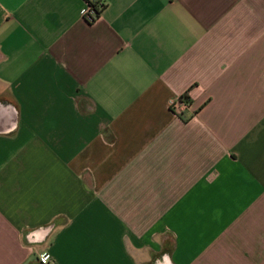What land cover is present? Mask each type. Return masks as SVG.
<instances>
[{"label":"crops","instance_id":"1","mask_svg":"<svg viewBox=\"0 0 264 264\" xmlns=\"http://www.w3.org/2000/svg\"><path fill=\"white\" fill-rule=\"evenodd\" d=\"M102 1L0 0V264H264V0Z\"/></svg>","mask_w":264,"mask_h":264},{"label":"built area","instance_id":"2","mask_svg":"<svg viewBox=\"0 0 264 264\" xmlns=\"http://www.w3.org/2000/svg\"><path fill=\"white\" fill-rule=\"evenodd\" d=\"M104 2L102 0H86L85 7L83 8V15L87 22H93L96 20L104 9ZM190 105L189 98L182 96L178 101L173 102L174 109L182 112ZM33 233H29V236ZM34 236V235H33ZM48 253H43L40 257L41 262L44 264H54V261L50 258Z\"/></svg>","mask_w":264,"mask_h":264},{"label":"trees","instance_id":"3","mask_svg":"<svg viewBox=\"0 0 264 264\" xmlns=\"http://www.w3.org/2000/svg\"><path fill=\"white\" fill-rule=\"evenodd\" d=\"M184 96H186V95H184Z\"/></svg>","mask_w":264,"mask_h":264}]
</instances>
